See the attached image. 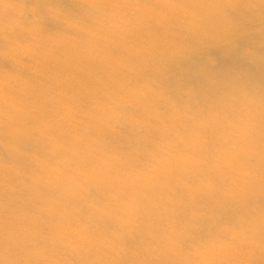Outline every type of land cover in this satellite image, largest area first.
<instances>
[{
	"label": "rangeland",
	"instance_id": "obj_1",
	"mask_svg": "<svg viewBox=\"0 0 264 264\" xmlns=\"http://www.w3.org/2000/svg\"><path fill=\"white\" fill-rule=\"evenodd\" d=\"M232 2L78 0L77 9L65 15L68 6L56 0H0V125L8 128L3 141L17 146L15 135L23 131L33 143H46L31 153L45 159L42 167L51 171L43 179L55 177L70 192L99 186L106 197L102 202L118 205L117 211L130 212L145 199L155 203V194L166 188L159 186L167 182L185 188L190 198L201 192L209 199L208 190H216L215 206L221 197L237 194L250 196L254 207L251 199L264 192V99L249 92L220 108L178 107L156 81L178 58L228 35L221 29L229 20L221 22L219 13L222 3ZM182 92L195 97L196 90ZM126 135L133 141L126 142ZM139 140L145 143L142 150ZM117 160L131 162L130 168ZM12 165L0 164L9 168L0 167V189ZM60 191L36 199V209L26 216L2 199L0 237L28 240L27 254L48 264L63 257V249L47 244L55 239L71 250L111 245L108 236H88L87 224L72 216ZM40 218H52L49 229L36 224ZM230 225H219L227 238L201 242L198 264H260L254 257L264 254L261 236Z\"/></svg>",
	"mask_w": 264,
	"mask_h": 264
},
{
	"label": "bare ground",
	"instance_id": "obj_2",
	"mask_svg": "<svg viewBox=\"0 0 264 264\" xmlns=\"http://www.w3.org/2000/svg\"><path fill=\"white\" fill-rule=\"evenodd\" d=\"M34 1L41 3V0ZM232 1L229 5H220V21L229 20L228 24H224L226 26H222L224 29H221V32L228 33L224 39L204 47H196L186 57L178 58L156 76V81L162 85L164 94L170 95L173 105L181 107L187 103L194 106L196 103L197 106L201 105L199 107L220 108L230 100L238 102L249 92L259 100L264 99V0H249V3H253H248L249 5L242 4L245 0ZM56 2L68 6L64 8L65 15L72 14V9H77L75 4L78 0ZM86 17L87 12L83 13L82 18ZM190 86L196 90L195 97L182 92L183 88ZM218 95L225 97L222 100L217 98ZM122 127L131 129L126 124ZM7 129L6 124L0 125V164L13 165L10 167L12 174L1 185L4 189H0V201H12L9 203L11 208L17 205L18 208L14 211L19 216H26L28 211L36 209L33 205L36 199L43 201L63 189L60 196L72 205V216L76 214L75 219L87 224L85 231L88 236H108L111 241V245L101 244L96 249L71 250L65 247L63 240L55 239L47 244L64 251L63 257L56 264L67 261L74 264H198L201 242L220 236L221 223L234 224L230 225L234 230L244 227L249 228L246 230L256 231V235L261 236L259 240L264 242V192L251 199L252 204H255L252 208L248 204L250 196L237 194L221 197L215 206L212 195L215 196L218 191L214 190L212 193L208 190L209 199L204 198L201 192L190 198L185 188L171 187L167 182L166 185L159 186V189L166 188L163 189L164 192L155 194V203L145 199L130 212L117 211L118 205H106L102 202L106 197L99 186L90 183V186L77 192H70L55 177L43 179L51 171L42 167L45 166V159L38 161L39 156L31 157V153L35 147L42 151L46 143H33L32 138H24L21 131L18 136L15 135L18 138L15 140L17 146H10L3 141ZM145 129L152 134L156 132L148 127ZM125 141L129 143L133 138L126 135ZM137 142L140 149H144L145 143L142 140ZM74 150L76 153L81 152ZM53 158L54 156L48 158L46 163ZM117 162L121 167L125 165L126 169L131 166V162ZM8 169V166L1 168L2 171ZM154 183L158 186L159 181L155 180ZM9 184H14L13 188L5 189ZM238 196L246 200L242 202ZM28 201L25 206L19 205ZM203 203L207 205H202ZM130 213L135 215L134 218L124 219ZM51 220L52 218H40L36 224L46 230L50 228ZM222 238L227 236L221 235ZM29 244L28 240L19 237L12 240L0 237V253L7 254L9 258H0V264H48L44 258L27 254ZM239 246L246 245L241 242ZM254 259L256 263L264 264V254Z\"/></svg>",
	"mask_w": 264,
	"mask_h": 264
}]
</instances>
